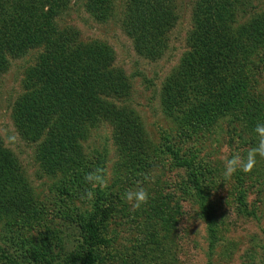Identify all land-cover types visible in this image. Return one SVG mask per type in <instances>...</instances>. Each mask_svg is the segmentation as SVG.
Segmentation results:
<instances>
[{
  "label": "rangeland",
  "instance_id": "rangeland-1",
  "mask_svg": "<svg viewBox=\"0 0 264 264\" xmlns=\"http://www.w3.org/2000/svg\"><path fill=\"white\" fill-rule=\"evenodd\" d=\"M238 3L234 30L253 27L264 17V0ZM110 4L105 19L90 12L85 1L72 0L56 20V30L71 35L74 46L100 42L111 47L115 66L129 84L128 93L113 103L140 116L151 150L138 160L127 158L111 123L101 120L89 124L82 140V164L69 173L50 171L41 157L43 139H25L16 121L47 44L9 58L0 72V139L16 156L32 201L25 213L0 217V264H85L88 259L94 264H264V158L257 156L250 173L223 175L225 159L235 153L246 157L253 147L241 116L183 130L164 112L162 88L190 49L194 0H177L176 22L156 59L140 55L125 30L128 0ZM247 67L254 95L263 99L264 43L253 50ZM237 128L247 142L235 135ZM167 146L194 163L203 194ZM98 167L106 170L107 187L96 189L94 200L81 199L90 188L85 175ZM137 187L149 192V201L133 209L121 197ZM94 214L102 240L85 259L87 233L81 223Z\"/></svg>",
  "mask_w": 264,
  "mask_h": 264
},
{
  "label": "trees",
  "instance_id": "trees-1",
  "mask_svg": "<svg viewBox=\"0 0 264 264\" xmlns=\"http://www.w3.org/2000/svg\"><path fill=\"white\" fill-rule=\"evenodd\" d=\"M71 1L0 0L1 73L9 58L47 44L34 78L29 80L30 93L18 110V128L25 139H43L41 157L50 171L69 173L80 166L89 124L101 120L113 126L124 156L138 160L151 150V140L136 112L116 108L113 103L129 86L124 72L115 66L113 50L100 42L74 46L71 35H59L56 30V20ZM82 1L94 15L108 18L111 0ZM240 1L194 0L196 26L189 38L190 49L166 80L161 99L167 117L183 130L218 126L228 115L233 119L241 116V128L250 133L249 142L255 146L254 129L257 123H264V98L254 95L246 71L253 50L264 43V17L253 27L234 30ZM176 5L177 0H128L124 27L135 38L140 55L151 59L163 55L176 22ZM243 130L235 129V135L247 142ZM167 150L178 167L191 172L190 183L203 194L194 163L170 146ZM31 201L19 162L0 139V217L25 213ZM94 215L81 223L87 233L85 259L102 240L101 222ZM211 220L207 217L209 224ZM94 263L88 259L85 264Z\"/></svg>",
  "mask_w": 264,
  "mask_h": 264
},
{
  "label": "clouds",
  "instance_id": "clouds-1",
  "mask_svg": "<svg viewBox=\"0 0 264 264\" xmlns=\"http://www.w3.org/2000/svg\"><path fill=\"white\" fill-rule=\"evenodd\" d=\"M254 131L257 134V143L248 150L246 157L235 153L231 158L225 159L223 173L225 179H230L237 170L250 173L256 166L257 156L264 158V123H257ZM84 179L90 185V188L86 189L81 196V199L85 200H94L96 189H103L108 184L106 170L99 167L88 172ZM148 179L149 176L145 175V180ZM121 198L126 200L133 209H139L142 205L148 203L149 192L144 187H137L126 190Z\"/></svg>",
  "mask_w": 264,
  "mask_h": 264
}]
</instances>
